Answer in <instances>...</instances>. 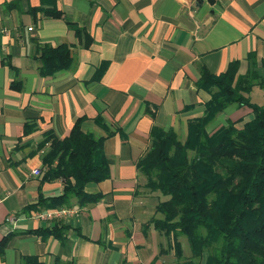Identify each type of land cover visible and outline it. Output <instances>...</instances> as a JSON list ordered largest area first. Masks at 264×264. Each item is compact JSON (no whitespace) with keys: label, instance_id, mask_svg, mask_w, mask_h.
Masks as SVG:
<instances>
[{"label":"crops","instance_id":"1","mask_svg":"<svg viewBox=\"0 0 264 264\" xmlns=\"http://www.w3.org/2000/svg\"><path fill=\"white\" fill-rule=\"evenodd\" d=\"M68 22L88 31L90 47ZM45 43L68 45L73 67L41 76L36 48ZM252 54L264 77V0H0V243L9 238L0 264H176L172 252L162 253L168 242L152 225L161 218L157 194L144 187L137 163L153 126L183 141L189 122L203 117L211 99L197 87L203 68L219 76L238 62L243 76ZM255 93L264 97L259 87ZM80 118L85 133L107 138L110 178L86 187L102 197L81 207L74 198L73 216L35 221L36 211L24 210L64 191L62 180L43 183L34 174L44 170L39 144L47 132L68 137ZM252 118L231 105L208 131ZM26 124L35 127L28 136ZM12 214L14 227L6 223ZM55 225L63 239L30 233Z\"/></svg>","mask_w":264,"mask_h":264},{"label":"trees","instance_id":"2","mask_svg":"<svg viewBox=\"0 0 264 264\" xmlns=\"http://www.w3.org/2000/svg\"><path fill=\"white\" fill-rule=\"evenodd\" d=\"M45 13L63 17L58 9ZM68 26L84 47H90L92 36L86 29L69 22ZM36 58L42 63L43 77L74 65L66 44H39ZM249 60L252 69L243 76L238 74V62L219 76L203 68L197 87L211 96L203 117L189 122L183 141L175 131L153 126L152 145L137 163L146 182L144 187L157 194L156 209L161 218H154L152 225L168 242L162 253L172 252L176 264H264V105L252 98L255 87L264 90V77L253 54ZM231 105L250 109L252 120L242 128H237L239 121L228 120L227 125L209 132L208 126ZM84 121L78 119L64 139L53 132L45 134L39 144V150L44 151L42 182L62 180L64 191L55 197L40 195L38 203L28 206L25 212L68 208L74 198L80 207L101 199L102 195L90 194L86 187L110 178L104 148L107 138L85 133ZM96 122L112 135L101 117ZM34 130L32 124L25 125L26 136ZM63 230L55 225L30 233L63 239ZM184 239L190 257L185 255ZM8 240L0 243V254ZM31 260L35 261L25 258L24 262L29 264ZM54 264L64 263L56 259Z\"/></svg>","mask_w":264,"mask_h":264},{"label":"built area","instance_id":"3","mask_svg":"<svg viewBox=\"0 0 264 264\" xmlns=\"http://www.w3.org/2000/svg\"><path fill=\"white\" fill-rule=\"evenodd\" d=\"M30 29H32V27ZM34 174L36 176H41L42 172L39 170H35ZM76 213L77 212L75 210L70 209V208H57V209H52V210L47 209L44 211H36L32 215V219L35 221H39V222H53V221L60 220L67 216H73ZM18 221H19V217L16 214L9 215L6 218V223L13 227L16 226Z\"/></svg>","mask_w":264,"mask_h":264},{"label":"rangeland","instance_id":"4","mask_svg":"<svg viewBox=\"0 0 264 264\" xmlns=\"http://www.w3.org/2000/svg\"><path fill=\"white\" fill-rule=\"evenodd\" d=\"M253 101L256 104L264 105V97H260V93H259V95L256 94V93L254 94ZM217 120H219V119H217ZM217 123H218V121H215V122L212 123L213 125L210 126V131H212L211 130L212 129V126H215ZM183 246H184V251H185L186 257H190L191 256V252H190V248H189V245H188L186 239L183 240ZM206 259H207V255L204 257L203 262H205ZM173 264H175V263L173 262Z\"/></svg>","mask_w":264,"mask_h":264}]
</instances>
